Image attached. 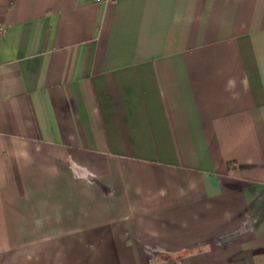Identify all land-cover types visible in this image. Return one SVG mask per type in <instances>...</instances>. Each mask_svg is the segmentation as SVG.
I'll return each mask as SVG.
<instances>
[{"label":"crops","instance_id":"obj_1","mask_svg":"<svg viewBox=\"0 0 264 264\" xmlns=\"http://www.w3.org/2000/svg\"><path fill=\"white\" fill-rule=\"evenodd\" d=\"M0 23V264H264V0Z\"/></svg>","mask_w":264,"mask_h":264},{"label":"built area","instance_id":"obj_2","mask_svg":"<svg viewBox=\"0 0 264 264\" xmlns=\"http://www.w3.org/2000/svg\"><path fill=\"white\" fill-rule=\"evenodd\" d=\"M95 2H100V1H113V0H94ZM5 27L3 24L0 23V39L4 33Z\"/></svg>","mask_w":264,"mask_h":264}]
</instances>
